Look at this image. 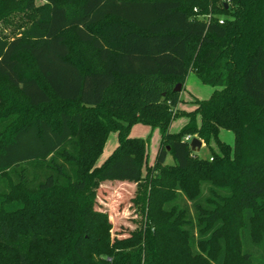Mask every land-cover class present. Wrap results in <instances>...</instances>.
<instances>
[{"label":"trees","instance_id":"trees-1","mask_svg":"<svg viewBox=\"0 0 264 264\" xmlns=\"http://www.w3.org/2000/svg\"><path fill=\"white\" fill-rule=\"evenodd\" d=\"M0 21V264H264V0H0ZM189 71L214 90L170 133ZM104 181L135 184L133 230Z\"/></svg>","mask_w":264,"mask_h":264},{"label":"rangeland","instance_id":"rangeland-1","mask_svg":"<svg viewBox=\"0 0 264 264\" xmlns=\"http://www.w3.org/2000/svg\"><path fill=\"white\" fill-rule=\"evenodd\" d=\"M45 0H36L37 5H41ZM15 17L20 20V17H25L24 14L20 12L14 13ZM11 27L0 21V31L7 33L10 31ZM214 87L202 83L196 75L189 71L183 84H180V89L178 90L180 101L177 104L176 112L179 113L170 123L169 132L176 133L187 121L185 113L195 108L192 103L195 99H206L213 92ZM197 123H200V118L197 116ZM6 125V124H5ZM3 125V127L5 126ZM2 129V125L0 126ZM129 135L131 137L148 139V150H147V165L152 166L154 163V158L156 156L159 142H160V130L157 127H151L142 123H135L131 126ZM219 139L230 145L234 142L233 133L226 129H221L219 132ZM118 145V136L115 132H110L106 142L103 146L102 152L96 161V165H100L103 161L111 154V152ZM209 149L215 152H220L218 146L211 142L210 145H206L202 142L200 150L193 152L192 156L198 157H208L211 156ZM166 163L168 165L173 164L170 157H167ZM145 174V169L143 171V176ZM11 177L15 180L14 174ZM6 183L1 181L0 189L5 188ZM135 193V184L120 181H104L100 184L97 191V208L106 211L108 214V219L112 223V234L118 235L120 233L128 232L133 230L141 222V212L137 211L135 213L131 198ZM239 213L235 212V217L238 218ZM235 236V231L233 232Z\"/></svg>","mask_w":264,"mask_h":264},{"label":"water","instance_id":"water-1","mask_svg":"<svg viewBox=\"0 0 264 264\" xmlns=\"http://www.w3.org/2000/svg\"><path fill=\"white\" fill-rule=\"evenodd\" d=\"M180 89V84H177L174 88L175 91H178ZM202 142L197 138V137H193L191 138L189 145H190V149L193 152H197L200 150Z\"/></svg>","mask_w":264,"mask_h":264},{"label":"built area","instance_id":"built-area-1","mask_svg":"<svg viewBox=\"0 0 264 264\" xmlns=\"http://www.w3.org/2000/svg\"><path fill=\"white\" fill-rule=\"evenodd\" d=\"M220 22H222V20H220ZM185 140H188L190 141L191 140V137L189 135L185 136ZM211 159V158H210Z\"/></svg>","mask_w":264,"mask_h":264},{"label":"crops","instance_id":"crops-1","mask_svg":"<svg viewBox=\"0 0 264 264\" xmlns=\"http://www.w3.org/2000/svg\"><path fill=\"white\" fill-rule=\"evenodd\" d=\"M185 123H186V122H185ZM185 123H184V124H185Z\"/></svg>","mask_w":264,"mask_h":264}]
</instances>
